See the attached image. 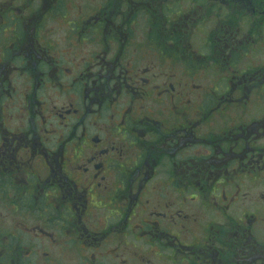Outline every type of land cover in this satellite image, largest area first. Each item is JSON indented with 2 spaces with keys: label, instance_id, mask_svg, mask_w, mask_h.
Segmentation results:
<instances>
[{
  "label": "flooded vegetation",
  "instance_id": "flooded-vegetation-1",
  "mask_svg": "<svg viewBox=\"0 0 264 264\" xmlns=\"http://www.w3.org/2000/svg\"><path fill=\"white\" fill-rule=\"evenodd\" d=\"M83 5L0 0V264H264V0Z\"/></svg>",
  "mask_w": 264,
  "mask_h": 264
},
{
  "label": "rangeland",
  "instance_id": "rangeland-1",
  "mask_svg": "<svg viewBox=\"0 0 264 264\" xmlns=\"http://www.w3.org/2000/svg\"><path fill=\"white\" fill-rule=\"evenodd\" d=\"M83 1H85V0H79V5L81 6V7H84V5H83ZM76 263V262H75Z\"/></svg>",
  "mask_w": 264,
  "mask_h": 264
}]
</instances>
